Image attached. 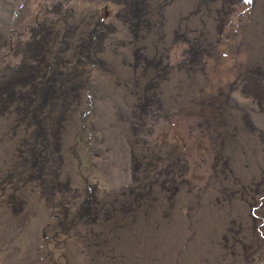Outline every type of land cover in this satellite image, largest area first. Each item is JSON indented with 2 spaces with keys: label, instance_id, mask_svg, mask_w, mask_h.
Listing matches in <instances>:
<instances>
[{
  "label": "rangeland",
  "instance_id": "1",
  "mask_svg": "<svg viewBox=\"0 0 264 264\" xmlns=\"http://www.w3.org/2000/svg\"><path fill=\"white\" fill-rule=\"evenodd\" d=\"M0 264H264V0H0Z\"/></svg>",
  "mask_w": 264,
  "mask_h": 264
},
{
  "label": "snow or ice",
  "instance_id": "2",
  "mask_svg": "<svg viewBox=\"0 0 264 264\" xmlns=\"http://www.w3.org/2000/svg\"><path fill=\"white\" fill-rule=\"evenodd\" d=\"M248 3H251V0H247Z\"/></svg>",
  "mask_w": 264,
  "mask_h": 264
}]
</instances>
